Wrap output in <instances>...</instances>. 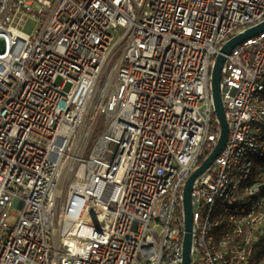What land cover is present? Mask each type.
<instances>
[{
	"label": "built area",
	"instance_id": "obj_1",
	"mask_svg": "<svg viewBox=\"0 0 264 264\" xmlns=\"http://www.w3.org/2000/svg\"><path fill=\"white\" fill-rule=\"evenodd\" d=\"M261 8L264 0H0V264H182L183 187L220 133L211 67L223 44L264 21ZM28 20L31 34L20 30ZM263 81L264 31L225 56L228 136L191 186L190 264L220 260L205 255L203 227L208 199L226 186L223 162L233 171L243 150H264L253 96ZM119 162L126 171L110 172ZM260 175L241 198L264 186ZM263 202L231 215L222 244L239 241L240 225L264 231ZM253 253L230 247L224 258L247 264Z\"/></svg>",
	"mask_w": 264,
	"mask_h": 264
},
{
	"label": "bare ground",
	"instance_id": "obj_2",
	"mask_svg": "<svg viewBox=\"0 0 264 264\" xmlns=\"http://www.w3.org/2000/svg\"><path fill=\"white\" fill-rule=\"evenodd\" d=\"M261 17L264 18V8H261ZM253 96L257 97V106L264 109V81L258 87L253 88ZM125 133H132V125H125ZM264 130L261 131V138H255V146L263 147ZM231 153H238V146H231ZM224 161L221 168L222 182L226 183L223 190L216 191L215 199H208V206L204 216L203 241H206L205 255H212L217 259L218 264H231L230 258H224L230 254V247H237V257L247 258L250 250H254L256 236L263 234V226L248 228V225H240L238 228V240H229V244H222L219 234H225V229H233L231 215L236 214V218H244L250 213V208H256L258 202L264 198V186L256 188L248 198H241L242 189H247L250 183L256 182V177L264 169V150L261 148H249L243 150V154L238 159ZM126 162L110 163V172L124 173ZM240 176V177H237ZM260 182H264V175H260ZM232 200H226L231 197ZM261 211H264V202L261 204ZM183 214V207H182ZM260 239V238H259ZM259 257V258H252ZM261 255L251 254V261L247 264H260ZM232 264H244V259H235ZM264 264V262H262Z\"/></svg>",
	"mask_w": 264,
	"mask_h": 264
},
{
	"label": "water",
	"instance_id": "obj_3",
	"mask_svg": "<svg viewBox=\"0 0 264 264\" xmlns=\"http://www.w3.org/2000/svg\"><path fill=\"white\" fill-rule=\"evenodd\" d=\"M264 31V21L246 29L245 31L235 35L222 45L218 54L214 58L210 71V92L213 105V112L219 126V137L216 145L210 154L203 160L201 165L189 176L182 191V207H183V224L184 235L182 244V264H190V243H191V206H190V190L195 178L203 173L211 166L215 158L222 151L228 136V123L224 116V108L220 96V78L221 69L225 60V56L229 55L232 50L246 40L253 38Z\"/></svg>",
	"mask_w": 264,
	"mask_h": 264
},
{
	"label": "trees",
	"instance_id": "obj_4",
	"mask_svg": "<svg viewBox=\"0 0 264 264\" xmlns=\"http://www.w3.org/2000/svg\"><path fill=\"white\" fill-rule=\"evenodd\" d=\"M212 119L217 121L215 115L213 114ZM204 158H202L203 161ZM264 252V231L261 235L259 242L254 245V255H261ZM252 258H259V257H252Z\"/></svg>",
	"mask_w": 264,
	"mask_h": 264
},
{
	"label": "rangeland",
	"instance_id": "obj_5",
	"mask_svg": "<svg viewBox=\"0 0 264 264\" xmlns=\"http://www.w3.org/2000/svg\"><path fill=\"white\" fill-rule=\"evenodd\" d=\"M34 26H35V23L32 20H28L24 24H22V26L20 27V30L24 32L25 34H31ZM101 124H102V120L99 122L98 127H100ZM96 133H99V129L96 131Z\"/></svg>",
	"mask_w": 264,
	"mask_h": 264
}]
</instances>
